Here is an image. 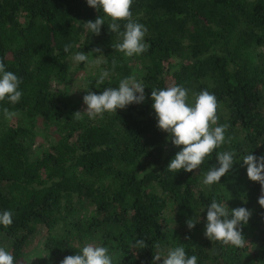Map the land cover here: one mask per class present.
I'll use <instances>...</instances> for the list:
<instances>
[{"label":"trees","instance_id":"16d2710c","mask_svg":"<svg viewBox=\"0 0 264 264\" xmlns=\"http://www.w3.org/2000/svg\"><path fill=\"white\" fill-rule=\"evenodd\" d=\"M131 11L148 29L147 51L126 57L112 47L118 37L109 21L98 36L83 33L80 25L102 14L86 0H0V59L23 93L15 105L0 102V211L13 213L12 225L0 226V246L16 264L35 241L39 264H60L86 243L110 244L114 264H151L155 244L164 252L182 244L198 264H264V193L239 161L264 155V0H133ZM65 45L104 55L77 93L73 76L85 65ZM102 71L110 76L96 89ZM126 77L142 82L146 97L182 85L193 102L207 90L231 142L199 169L174 173L167 165L179 148L157 128L150 98L95 121L75 118L86 109L87 86L99 93ZM222 151L237 162L221 184L203 185ZM213 199L252 212L243 247L205 237L202 211ZM137 239L148 248L134 249Z\"/></svg>","mask_w":264,"mask_h":264},{"label":"clouds","instance_id":"9594fccd","mask_svg":"<svg viewBox=\"0 0 264 264\" xmlns=\"http://www.w3.org/2000/svg\"><path fill=\"white\" fill-rule=\"evenodd\" d=\"M86 3L102 14L94 21L89 20L80 25L83 33L98 36L101 26L105 25L107 20L109 30L118 37V42L112 46L115 50L126 57L139 56L147 51L145 37L148 29L134 18L131 11L133 0H86ZM121 22H124L123 30ZM72 48V45H65L63 51L70 54L71 61L76 65L88 66L92 59L99 63V58L104 56L100 48H95L89 53L81 50L72 51ZM93 53L99 55L94 58ZM109 76V71L100 72L95 79V88L101 89ZM20 84V78L13 71L7 70L3 59H0V102L7 101L12 105L19 103L23 95ZM145 88L142 82L131 77L120 79L117 87H106L99 93L89 90L87 86L85 89L87 94L83 96L86 109L73 115L76 119L86 115L90 121H95L102 119L105 114H117L118 109H125L132 104H142L150 98L157 128L167 134L166 141L179 148L167 165V170L174 173L181 170L191 173L199 169L215 150L231 142V137L226 136L227 126L217 125V100L207 90L195 94L194 101L189 102L188 89L182 85L152 89L150 97H146ZM4 113L9 118L14 115L8 109H4ZM215 156L217 164L208 168L202 180L203 185L208 187L220 183L221 178L228 175L237 162L232 151L217 152ZM239 161H242L241 166H246L247 177L258 182L264 193V155L256 156L251 151L244 154ZM258 203L264 207V194L258 198ZM205 210L206 238L236 248L245 245L242 226L247 225L250 220L252 212L249 209L245 207L230 209L225 202L213 199L202 212ZM200 220L201 217L197 214L194 218H189L186 222L188 229L195 228ZM12 223V211H0V226L8 227ZM132 247L140 251L148 248V245L144 239H137ZM154 247L158 251L153 255L151 264H158L161 260L162 264H198V257L194 254L189 255L182 244L169 247L166 252L159 250V244H155ZM110 248V244L86 243L74 255L66 256L60 264H114ZM31 262L32 260H29V264ZM0 264H16L12 253L3 246H0Z\"/></svg>","mask_w":264,"mask_h":264},{"label":"rangeland","instance_id":"374dc122","mask_svg":"<svg viewBox=\"0 0 264 264\" xmlns=\"http://www.w3.org/2000/svg\"><path fill=\"white\" fill-rule=\"evenodd\" d=\"M94 58L96 57V53H93ZM90 59H92L90 57ZM96 62L94 59H92V63L89 64L88 66H85L84 71H80L77 74H75L73 76L74 78V84H73V88H71V92L72 93H77L78 91V86L82 83L83 81V77L85 76V73H94L95 72V66ZM53 86H55V84H53ZM37 245V241H35L31 247L29 248V250L26 252L24 260H23V264H29V260H32L31 264H39V258L36 254V252H34V248Z\"/></svg>","mask_w":264,"mask_h":264}]
</instances>
